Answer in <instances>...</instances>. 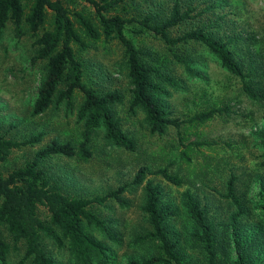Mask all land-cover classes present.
<instances>
[{
  "label": "rangeland",
  "instance_id": "374dc122",
  "mask_svg": "<svg viewBox=\"0 0 264 264\" xmlns=\"http://www.w3.org/2000/svg\"><path fill=\"white\" fill-rule=\"evenodd\" d=\"M30 1L26 2L27 6ZM61 1L70 12L84 11L95 18V8L88 1ZM174 1L119 0L108 14L136 19L151 15L160 22L170 15ZM178 1L183 9L190 6L195 8L194 12L202 13L180 23L170 35L177 37L186 30L207 26L210 37L227 42V49L248 74L247 78L259 81L264 90V0ZM53 14L46 8L45 21L38 34L52 28ZM75 26L83 34L77 22ZM27 27L23 23V33L18 35L13 23L8 22L0 40V134L19 141L40 134L41 140L14 149L5 162H0V176L24 166L37 150L53 140L70 142L77 149L85 139L83 121L77 115L84 97L77 90L73 93L72 106L63 99L53 102L43 113H32L46 61L35 58V36ZM124 32L136 48L152 54L150 59L143 57L145 61L161 69L168 68L180 84L178 88H171V94L164 99L171 117L187 120L195 113L223 106H227L229 112L203 124H182V141L174 126H169L163 134L151 133L144 114L128 110L132 85L127 76L123 45L117 38L105 40L101 36L98 40H88L83 35L88 43L85 49L72 43L76 59L82 65V82L97 92L119 93L121 102L115 106V116L135 147L130 150L115 145L105 137L104 130L98 128L87 138L90 157L55 155L43 164L69 196L91 198L125 186L122 195L126 205L120 206L109 199L104 205L92 207L109 227L113 238H107L94 227L86 228L104 244L108 264H127L130 260L142 261L159 254L157 241L143 238L151 230L143 211L147 180L158 183L163 190V200L178 207V213L168 219L166 229L183 262L210 264L206 250L190 235L194 224L181 205V194L188 190L199 202L212 228L216 264H230L236 258V243L255 262L264 264V100L253 101L247 97L240 79L228 72L205 46L192 42L176 45L179 49L185 47L189 55L186 68L174 61L159 36L145 30L137 21L127 23ZM194 142L197 145H191ZM183 144L189 146L188 159L182 155ZM141 167L150 172L166 168L181 179V184H171L150 172L140 184L133 183ZM231 177L235 178L234 193L242 209L235 227L231 217L236 207L223 197ZM40 215L46 217L45 208L40 207ZM0 232L12 244L2 224ZM44 249L55 264H74L68 250L57 246L53 240L46 239ZM23 256V245L18 249L11 246L5 264H29Z\"/></svg>",
  "mask_w": 264,
  "mask_h": 264
},
{
  "label": "trees",
  "instance_id": "16d2710c",
  "mask_svg": "<svg viewBox=\"0 0 264 264\" xmlns=\"http://www.w3.org/2000/svg\"><path fill=\"white\" fill-rule=\"evenodd\" d=\"M27 1L0 0V40L8 22L13 23L18 35L23 33L22 24H27V28L35 36V58L46 61L32 113H43L53 102L59 103L63 99L68 106H72L73 93L77 90L84 97L78 106L77 115L78 119L83 121L85 139L79 143L77 149L70 142L53 140L37 150L32 160L24 166L12 170L6 176H0V224L5 227L12 241V244L8 243L0 232V261L5 264L11 246L18 249L19 245H23V259L29 260V264H55L44 249V241L51 239L57 246L68 250L74 264H108L104 244L91 236L86 228L94 227L104 232L107 238H113L109 227L97 217L92 207L104 205L109 199L116 201L120 206L126 205L122 195L125 186L91 198L69 196L62 191L57 179L43 164L47 158L55 155L90 157L91 150L87 147V138L98 128H102L105 137L115 145L130 150L135 147L134 142L123 131L119 118L115 116V106L121 102L119 93L97 92L82 82V65L76 59L72 43L75 42L85 49L88 43L83 35L88 40H98L101 36L105 40L117 38L124 48L127 76L132 85L128 110L134 113L136 110L141 111L151 133L163 134L169 126H174L181 141L182 124H203L216 115L227 114L229 108H210L195 113L187 120L171 117L164 99L171 94V88H178L180 84L172 77L168 68L161 69L143 59H150L152 54L136 48L126 37L124 28L127 23L137 21L145 30L159 36L168 46L174 61L187 66L186 68L189 67V55L185 52V47L179 49L176 45L192 42L205 46L228 72L240 79L244 93L253 101H263L264 90L259 81L247 78L248 74L244 73L241 65L227 49V42L221 38L210 37L206 31L207 26L186 30L177 37L170 35L171 30L180 23L202 13L194 12L195 8L190 6L183 9L178 0L174 1L170 15L160 22L155 21L151 15L136 19L125 18L118 13L108 14L119 0H86L95 8V18L92 13L87 14L84 11L70 12L61 0H31L28 6ZM46 8L54 12L53 25L51 29L38 34V29L45 21ZM76 22L83 34L75 26ZM60 85H64V88H59ZM262 139L264 145V135ZM40 140V134L22 141L0 134V162H5L14 149L34 145ZM183 145L182 155L188 159L186 151L189 146ZM149 172L148 168L141 167L134 176L133 183L140 184ZM150 173L160 175L171 184H181V179L166 168ZM234 181L233 177L227 181L223 195L236 207V213L231 217L233 227L242 213L241 203L234 193ZM144 189L143 211L147 215L151 230L143 238L149 237L157 241L159 254L142 261L130 260L127 264H192L182 261L166 229L168 219L178 213V207L171 201L163 200V190L158 183L147 180ZM181 205L194 224L191 237L206 250L209 263L216 264L213 231L199 202L191 192L185 190L181 194ZM40 207L47 211L45 218L40 215ZM236 247L238 254L230 264H262V261L255 262L245 249L241 250L238 243Z\"/></svg>",
  "mask_w": 264,
  "mask_h": 264
}]
</instances>
